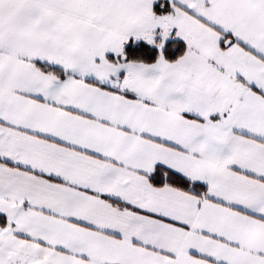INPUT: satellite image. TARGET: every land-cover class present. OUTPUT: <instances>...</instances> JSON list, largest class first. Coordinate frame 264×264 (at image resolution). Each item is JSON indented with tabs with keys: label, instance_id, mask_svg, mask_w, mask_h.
Wrapping results in <instances>:
<instances>
[{
	"label": "snow or ice",
	"instance_id": "snow-or-ice-1",
	"mask_svg": "<svg viewBox=\"0 0 264 264\" xmlns=\"http://www.w3.org/2000/svg\"><path fill=\"white\" fill-rule=\"evenodd\" d=\"M0 264H264V0H0Z\"/></svg>",
	"mask_w": 264,
	"mask_h": 264
}]
</instances>
